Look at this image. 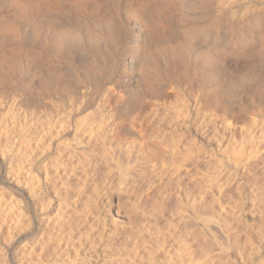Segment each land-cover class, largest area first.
I'll list each match as a JSON object with an SVG mask.
<instances>
[{"label": "rangeland", "instance_id": "obj_1", "mask_svg": "<svg viewBox=\"0 0 264 264\" xmlns=\"http://www.w3.org/2000/svg\"><path fill=\"white\" fill-rule=\"evenodd\" d=\"M115 1L118 7H116ZM115 1L106 0L105 5H107V9L116 7L118 22L119 24L121 23L120 25L122 27L124 26L123 28L119 26L120 30H131L132 24H126L125 21H123L124 18H126L125 16H128L127 12H125L126 10L129 11L128 0L127 2L126 0ZM246 2L247 0H202V8L199 6L201 9H199V11L197 10V13L195 11L191 14L192 16L189 15L183 19L185 22L182 21L186 24H204L209 21L210 17H215L216 19L224 20V22L228 21V24L225 22L226 25L230 23L235 30L231 34V36L235 37L234 43H228L230 37L223 36L221 38L222 45L220 43V46L223 47L220 49H225L224 51L222 50L224 55L220 58L223 62L219 64L221 65L222 63L223 69H225L224 71L229 72L230 74L228 75L231 77H233V75L236 76L237 73L240 74V71H244L246 65H248V63H246L248 61L244 63L243 59H240L243 57V55H240L243 50H240L241 44L238 42L239 33L236 32H240V25L237 24L238 16L250 10H254L255 8H252V5H246ZM0 4V16H3L4 13L8 11V7L4 5L5 3ZM126 7L127 9H125ZM203 9H208L209 11H204ZM121 11H124L126 15ZM129 13L130 12H128V14ZM61 17H63V19ZM175 19L179 20L178 18ZM177 20H175L176 22H170L174 29H178L180 26L179 23H181V20ZM234 20H236V22ZM42 21V23H46V25H42L54 32H64V30H70L74 26V24L64 16H59L58 19L56 18L55 21L57 23L55 22L54 24H52L51 20L44 19ZM177 23L179 25H177ZM86 24L89 26L88 23ZM173 38L175 39L177 37H171V41L170 39L169 41L166 39L165 43H162L164 44L163 46H166L168 43L172 44L174 42ZM176 40L177 39H175V41ZM166 41L168 42L166 43ZM162 44L160 43V45ZM120 49V53L118 52V56L120 55L119 58H127L128 54L125 55L129 52L127 51V46ZM81 55L80 57L78 56L79 62L81 61L80 59H83ZM88 55H90V52H88ZM93 55V53L90 55L92 59H94L95 56ZM236 57L238 59H236ZM241 63L244 64L242 65L244 66L243 68ZM237 66L239 71L237 70ZM225 67L228 70H226ZM104 69H107L106 62L101 66L102 72L100 71V74L98 73L99 76H97V79L93 78L90 79V81L88 79H80L81 82L79 80L69 91L61 93L57 98L58 101L54 100L55 98H46L41 100L42 102H39L27 97L28 95L26 92L20 89L17 90L18 88L0 87V264H123L125 263L124 261H126L125 264H149V250L153 249L154 243L156 244V241H159V239H161V244H156L157 250L155 252L153 251L154 254L157 253V256H159L157 259L155 255L156 261L158 262L157 264H166V262L167 264H177L178 260L180 261L182 259L186 264H264V115L262 114H256V116L251 115V120L249 122L247 120L246 123L245 121L242 122L238 130L239 132H222V134H219L222 130L217 132L216 127L210 126L211 124H209L206 129L200 132L197 131L196 125L201 116L195 114L193 119L195 121L199 120L196 121V123L194 122L193 134L196 133L199 136L198 139L200 141L196 145H199L201 148L195 146V142L192 141L193 135L188 137V139H190L188 142L190 141L192 146L194 145L192 154L195 153L196 156L201 157L196 158L194 154L192 155L194 159L191 162L194 164L189 162V167L187 168L188 172L186 171L187 174L183 169H179L178 171H167V176L164 175V179L159 178L160 181L158 177L164 172L161 171L158 177L156 176V181L155 179H151L155 176H151L153 171L149 169L147 170L148 173H146L147 176H145L147 178H142V180L145 179L144 181L141 179V181H139L138 179V181L135 180L133 183L131 180L132 184H128L130 187L118 180V176H121L118 175L120 171L111 170L107 172L105 167L102 169L104 173H108V176L106 174L104 175V181H101V175L104 174L103 171L101 172V169L99 173H97V176L94 174L97 180L92 176V183H90L91 179L89 182L88 180H84L81 174H78L81 180H78L77 176V178L74 177V184L71 182L68 183L67 180L64 181V177V180L55 178L57 177V173L54 175V172L56 171L57 165L53 166L52 163L56 164V158L58 155L60 156L62 154L63 146L66 147V144L68 146L70 143V145H73V143L75 144L77 142V140L74 139L75 126H77L80 121H89V119H94L96 115H101L99 106L101 108L102 105H107L110 92L113 90L114 85L125 83L130 79L127 74L123 73V69H119L116 75L109 79ZM223 83L227 85L226 80H223ZM197 87L198 85H187L185 83H179L178 81L176 83L175 80H168L164 83L159 92L149 93L142 99H134L133 101L131 99L129 102L127 101L128 104L119 102L121 103L120 105L111 106L113 110L110 108V110L108 109L104 114H109L116 121H125L134 116L142 117L143 113L149 111L151 103L155 104L162 102H166L167 104H165L168 106L170 105L169 107L173 109L172 111L170 108V114H174V111L177 109L175 108L174 110V107H178L177 105H180L183 100L186 101H184V103L193 102L195 99L197 100L198 96L202 94L201 86ZM249 89L243 88L241 89L243 92L240 91L239 94L242 97L246 96L245 98H248V95L251 94L252 87L249 86ZM170 103H173V106H171ZM147 105L148 108L145 109ZM96 118L99 117L97 116ZM34 127V136L36 138L34 137L30 140V138H28L29 136H27V131H30V129ZM248 128L250 131H247L249 130ZM32 130L33 129H31V131ZM206 130H208V132ZM105 133L107 134L106 131ZM38 135H40V137ZM30 142L31 145L29 144ZM194 147H196V149ZM203 147L205 150H203ZM21 151L23 153H21ZM24 152L27 153L25 154ZM134 153L135 150L133 151V154ZM196 163H198V166ZM170 165H167L169 170L170 168H175ZM209 165H213L211 169ZM51 166L53 168L55 167V170L52 169ZM48 167L51 168L49 169ZM28 172L33 178V181L31 180L23 184L17 183V181L13 179V174H26ZM178 172L180 174H177ZM47 173H51L52 175L50 174L49 176ZM43 174H46V178ZM176 174L178 175L176 177L178 180L175 178ZM211 174L213 177H211ZM179 176L181 178H178ZM191 176L193 177L192 179ZM213 178L215 180H213ZM98 179L100 180L98 181ZM147 180L153 181L147 184ZM168 181L173 183H170L169 186ZM128 182H130V180ZM117 183L120 185L118 184L117 186ZM99 184L100 186H98ZM125 185H127L126 188ZM166 185L168 187L167 191L165 189ZM121 186L124 189L121 188ZM161 188L165 189V191ZM139 189L140 191H138ZM198 190L202 192L199 193ZM191 192L193 193L191 194ZM134 194L137 195L135 196ZM164 194L165 196L168 195L166 201V206L168 205L167 208L169 207V210L166 211L167 216L171 214L169 217V227L173 234L169 238L170 240L166 237L167 235L164 229H162L164 233L159 234L158 238H155L153 233L154 229L151 228L150 225V221L152 220L147 221L152 218L149 214L151 213V205L155 200H161ZM192 195L194 197H192ZM142 206L146 209H143ZM207 206L210 207V211H214L210 212L208 209L207 213V209H205L209 208ZM176 207H181V209H176ZM193 207L200 214H202V211L205 209L204 212L207 215L203 212V216H208L209 222L207 224H204L202 220L200 221L194 218ZM147 210L149 213H147ZM177 210L180 213L178 212V214L176 213L175 215ZM213 212L215 215L212 214ZM217 213L219 214V218L217 217ZM214 216L217 218H214ZM159 222L163 224L161 225L163 227L165 220L163 219ZM201 222L203 223L202 225H200ZM204 225L205 227H203ZM149 227L150 230H148ZM223 227L225 230L231 228L232 230H230L234 232L231 236H227L226 233H224L225 230H221ZM202 229L204 230L202 231ZM150 233L153 234L151 235ZM193 234L194 236H192ZM126 238L128 240H126ZM165 241L167 243H165ZM201 241L205 242L207 246ZM211 243L212 245L210 246ZM213 244L214 247L212 248ZM222 246L223 248L220 249ZM206 248L207 250L205 252L211 249V254L209 256L203 251ZM134 249L135 251L138 249L136 252L137 256ZM167 249L169 251H166ZM190 252L191 254H189ZM170 254L171 257L169 256ZM203 254L205 255L204 259L202 258ZM141 260L142 262H139Z\"/></svg>", "mask_w": 264, "mask_h": 264}, {"label": "bare ground", "instance_id": "obj_2", "mask_svg": "<svg viewBox=\"0 0 264 264\" xmlns=\"http://www.w3.org/2000/svg\"><path fill=\"white\" fill-rule=\"evenodd\" d=\"M199 1L200 0H128V10L129 11L127 10L125 11L127 12L128 16H125L126 18H124L123 21H125L126 24H129V23L132 24V27H131V30L129 29L127 31L126 30L122 31L119 28V26H121L120 25L121 23L119 24L118 18H117L118 14H117L116 7H118V5L116 4L117 3L116 1H115V4L117 5L116 7H113L112 9H107L106 7L107 5H105L106 0H0V3H3V4L5 3L4 5L8 7V11L4 13L3 16H0V87H10V88H15V89L18 88L17 90L20 89V90L25 91L26 94L28 95L27 97H30L40 102L41 100L46 99V98H49V99L55 98L54 100H57L58 96L61 93L69 91L75 83L79 82L80 79L82 80L88 79L89 81L90 79H93V78L97 79L98 78L97 76H99L98 73L100 74V71H101V66H103L105 62L107 66V69H104L105 73L107 74L105 75L108 76L109 79L114 77V75H116L119 69L121 70L123 69L122 70L123 73L127 74L130 77V79L126 81L125 83L114 85V88L110 92V95H109L110 98L108 97L109 103L107 102V105L106 104L104 106L102 105L101 108L99 106L101 115H96L94 119L93 118L91 120L89 119V121L87 120L85 121L83 119L84 121L82 122L80 121V123L77 126H75V129H74L75 138L74 139L77 140V142L75 144L73 143V145H70L71 144L70 143L68 146L66 144V147L63 146L62 147L63 152H61L62 154L60 156L58 155V157L56 156L57 157L56 158L57 162H55L56 164L52 163L53 166L57 165L56 171L54 172L52 170L54 172V175L55 173H57L56 175L57 177L55 178L61 179V180L65 179L64 181L67 180L68 183L71 182L74 184L75 183L74 177L77 176L79 180L80 175L78 176V174H81L84 180L86 181L88 180L89 182L90 179L93 178L92 176H94V174H96L97 176V173H99V170L101 169V172H102L103 171L102 168L105 167V170L107 172L111 170L120 171L118 175H121V176L120 177L118 176V180L128 185V184H132L131 180L133 181V183L135 182V180L138 181V179L139 181H141L142 178L147 176L146 173H148L147 170L149 169L153 171V174H151V176L152 175L155 176V177L153 176L154 178H151V179H155L156 176L158 177L161 171L162 172L164 171V172L163 174L161 173V175H159L160 177H158V179L159 178L164 179L163 178L164 175L168 174V172L171 170L178 171L179 169L181 170L183 169L186 173L187 168L189 167V162L192 163L191 161H193L194 159L192 155L193 154L195 155V153L192 154L194 150L193 149L194 145L192 146L191 142L190 141L188 142V140H190L188 139V137L193 135L192 137L193 140L192 139L191 140L195 142L194 143L195 146L199 147V145H196V144H198L200 141L198 139L199 136L196 133L193 134V127L196 121L199 120L198 119L195 121L193 119L195 114H199L201 116L200 117L201 121L199 120L200 122L198 121L196 125L197 131L200 132L203 129H206V127H208L209 124H211L210 126L216 127L217 130L215 128L214 129L217 132L219 130L220 131L222 130L221 133L219 132V134H222V132L224 133L225 132H235L236 133L239 130L240 124L242 122L245 121L246 123V120L248 122L251 120L250 118L251 115L252 116L253 115L256 116V114L264 115V0H247L246 5H252L253 6L252 8L255 7L254 10H250L247 13L245 12V14L241 16L239 15L240 17L238 16L237 24L240 25L239 27L240 32L239 31H236V32L239 33L238 42L241 44L240 50L241 51L243 50L242 53L240 54L241 56L243 55V57H241L240 59H243L244 63L248 61L246 62L248 63V65H246V68L244 71H240L241 72L240 74L237 73L239 75L236 74L237 77L234 75L233 77L228 75L230 73L224 71L225 69H223L222 63L221 65L219 64L220 62H223L220 58L222 57V55H224L222 53V50L224 51L225 49V48L220 49L221 47H223V46H220V43L222 42L221 38L223 36L230 37V40H228L229 41L228 43H234L235 37L231 36V34L235 30L230 25V23L229 25H226V23L228 24V21L227 22L225 21L226 22L225 23L224 20L216 19L215 17L214 18L210 17L207 23L202 22L204 24L183 23L185 22L183 21L185 17L191 15L195 11L197 13V10L199 11V9L202 8L201 7L202 0L200 2ZM125 9H127V7ZM207 10H204V11H207ZM121 12L123 13L124 11H121ZM128 12L130 13L128 14ZM59 16H64L68 18L71 21V23L74 24L75 27L71 25L73 26V28L70 30L68 29L66 31L64 30V32L62 31L54 32V31L49 30L48 27L42 25V24L46 25V23H42L43 22L42 20L44 19H47L49 21L51 20L52 24H54L56 22L55 19L56 18L58 19ZM61 18L63 19V17ZM175 18H178L179 20H181V23H179L180 26L178 29H174L170 24L171 21L176 22L175 20L177 19ZM234 21L236 22V20ZM86 23H88L89 26H87ZM179 24L177 23V25ZM123 27L121 26V28ZM174 36L177 37L175 38L177 39L176 41L173 38L174 42L172 44L168 43L169 45L167 44L166 46H163L164 44L162 43H165L166 39H168L169 41V39ZM168 41H166V43ZM160 43L162 45H160ZM124 46H127V51L129 52H127L126 54L124 53L125 55L128 54V56L127 58L124 57L122 59L121 57L119 58L120 55L118 56V54L120 53L119 52V50H121L120 48ZM88 52H90V55L91 53L95 55V56L93 55L94 59H92V56L90 57V55H88ZM80 55L83 56V59H80L81 61L79 62L78 58L80 57ZM236 59L238 58L236 57ZM242 65L244 64L241 63V66ZM243 67L244 66H242V68ZM226 70L228 69L226 68ZM237 70H238V66H237ZM168 80H171V81L175 80L176 83L178 81L179 83H183V84L185 83L187 85H196V86L198 85V87L201 86L202 94L199 95L197 100L195 99L193 102L184 103L185 100H183L182 101L183 104L180 103V105L179 104L177 105L178 107H174V110L175 108H177L174 111V114H170V108L172 111L173 109L172 107H169L170 105L169 106L166 105L167 104L166 102L155 103V104L151 103V106L149 107V111H147L148 110L147 109L146 110L147 112L143 113L142 117L134 116L133 118H130L129 120H125V121L124 120L116 121L109 114H107L108 116L104 114V112H107L108 109L110 110L111 106L113 107L114 105H117V106L120 105L121 103L119 102H122V103L125 102L126 104L127 101L129 102V100L131 99L132 101L134 99L135 100L142 99L145 95L149 93L159 92L162 89L164 83ZM223 80H226L227 85L223 83ZM249 86L252 87L251 94L248 95V98H245L246 97L245 95H244L245 97H242L239 94L240 91H242L241 89L243 88L249 89ZM30 102H31V99H30ZM131 103H134V102H131ZM171 106H173V103L171 104ZM146 108H148V105L147 107H145V109ZM97 116L99 118H96ZM30 126H33V125H30ZM31 129L33 130L31 131ZM31 129L30 131H27L28 133L27 136H29L28 138H30V140L35 137L34 136L35 127ZM105 131L107 132V134L105 133ZM206 131L208 132V130ZM247 131H250V129ZM38 136L40 137V135ZM29 144L31 145V142ZM194 148L196 149V147ZM134 150H135V153L133 154ZM203 150H205V148ZM22 151L21 153H23ZM247 154H250V153H247ZM197 157H201V156H196V158ZM170 164L175 168L174 169L170 168L169 170L167 165H170ZM197 164L198 163H196V165ZM211 166H210V169H211ZM54 168L52 167V169ZM28 173L26 174L16 173V174H13L12 176L14 177L13 179L17 181V183L26 184L33 179L30 176V173L29 174ZM50 174L48 175L50 176ZM105 174L107 175L108 173L105 172L103 175H101L102 177L100 176L102 179L101 181H104L103 177ZM177 174H180V173L178 172ZM177 174L175 175V178L178 176ZM44 176L46 178V174ZM211 177H213L212 174H211ZM178 178H181V177L179 176ZM192 178L193 177L191 176V179ZM99 180L100 179H98V181ZM129 180L130 182H128ZM155 180L157 181V179ZM213 180L215 179L213 178ZM152 181L147 180V184L148 182L152 183ZM168 182H169L168 185L170 183H173L170 181ZM90 183H92V179ZM119 183H117V186ZM214 184H215V181H214ZM127 185H125V188L127 187ZM98 186H100V184ZM121 188L123 187L121 186ZM167 188L168 187L166 185L165 187L166 191H167ZM140 189L138 191H140ZM165 189H163V191H165ZM201 192L199 191V193ZM192 193L193 192H191V194ZM167 197L168 195L165 196L164 194L161 200H158V199L155 200V202L151 205V208H150L151 213H149L148 210H147L148 212L146 211L152 217V218L150 217L151 219H148L147 221L152 220L150 221V225H151V228L154 229V232L153 231H150V232L154 233L155 238H158L159 234L166 232V235H167L166 237L169 239L171 235L173 234L171 233V230L169 227L170 226L169 217L171 214L170 215L168 214L167 216V213H166V211L169 210L168 209L169 207L167 208L168 205L166 206ZM192 197L194 196L192 195ZM195 199H196V196H195ZM141 203H142V200H141ZM142 208L144 209L145 207L142 206ZM176 209H181V207L179 208L176 207ZM205 209H207L206 210L207 213H208V209L210 211V207L205 208ZM193 210H194L193 213H194L195 219H198L200 221L202 220L204 224H207L209 222L208 216L207 217L203 216L204 214L207 215L204 211H202V214H200L199 212L196 211L194 207H193ZM211 211H214V210H211ZM178 212L179 211L177 210L175 212V215L176 213L178 214ZM212 214H214V212ZM218 215L219 214L217 213V217L219 218ZM215 217L216 216H214V218ZM163 219L165 220V224L162 227L161 225L163 224H161L159 221ZM221 220H224V219H221ZM202 222L200 225L203 224ZM227 225H230V224H227ZM203 227H205V225ZM203 227H200V228H203ZM162 229H164V232H162ZM230 229L231 228H229L228 230H225L223 227V229L221 230L222 231L225 230L224 233H226L227 236H231V234L234 231L232 232L231 231L232 229L231 230ZM148 230H150V227ZM203 230L204 229H202V231ZM52 231H53V228H52ZM201 233H204V232H201ZM138 236L140 237V235ZM192 236H194V234ZM126 240L128 239L126 238ZM160 240L161 239H159V241L158 240L156 241L155 239V241L157 242L156 243L157 245H159V243L161 242ZM203 241L201 242L204 243L205 245L206 243ZM165 243L167 242L165 241ZM156 244L154 243L153 249L149 250V254H148L149 264L158 263L156 261V258L159 256H157V253L154 254V252L157 250ZM211 245L212 243L210 244V246ZM213 247H214V244L212 248ZM222 248L223 246L220 249ZM137 250L138 249H136L135 251L134 249V252L136 253ZM206 250L207 248L204 249L203 251L204 253H207V256H209L211 254L210 252L211 249L205 252ZM166 251H169V250L167 249ZM189 254H191V252ZM155 255H156V258H155ZM136 256H137V253H136ZM169 256L171 257V254ZM204 256L205 255L203 254L202 256L203 259H204ZM124 262L126 263V261ZM139 262H142V260ZM177 264H186V263L182 259L180 261L178 260Z\"/></svg>", "mask_w": 264, "mask_h": 264}]
</instances>
